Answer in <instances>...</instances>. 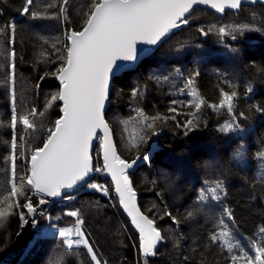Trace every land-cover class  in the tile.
<instances>
[{"label":"trees","instance_id":"obj_1","mask_svg":"<svg viewBox=\"0 0 264 264\" xmlns=\"http://www.w3.org/2000/svg\"><path fill=\"white\" fill-rule=\"evenodd\" d=\"M98 2L33 0L30 14L25 15L26 0H0V196L10 190L13 155L17 177L26 174L31 152L41 147L54 129L61 103L52 97L59 94L57 69L66 60L69 30H81ZM31 13L44 18H33ZM187 18V27L172 31L135 69L112 79L105 112L122 159L144 154L152 132L163 130L158 139L161 149L149 163L127 173L139 194L140 209L154 220L163 239L155 254L143 256L138 234L117 197L109 204L96 202L93 193L81 192L74 203L80 207L85 231L100 262L234 264L233 255L239 257L244 251L254 260L255 248L264 247V6L243 4L239 11L224 15L196 7ZM220 27L229 35L221 37ZM198 29L208 32L206 40ZM221 40L229 48L218 44ZM195 72L199 75L194 84L186 87ZM133 89L137 90L135 96ZM221 89L237 93L232 113L210 107L219 103ZM193 90L199 100L187 95ZM173 100L183 102L175 105L176 113L169 111ZM188 101L192 107L186 106ZM199 101L203 104L197 110L194 104ZM13 107L18 115H29L34 125L25 129L17 124L15 150ZM33 108L37 109L34 116L30 115ZM139 112L159 117L152 129L141 127ZM233 116L239 129L221 131L233 123ZM188 120L193 121L191 130L184 128ZM140 135L146 143L140 141ZM133 143L136 148L131 147ZM93 156L94 165H101L97 145ZM102 179L113 191L111 182ZM216 183L223 186L219 202L212 201L207 191ZM202 190L208 200L199 199ZM38 199L33 195L34 202ZM225 207L233 219L224 213ZM166 211L171 216L165 215ZM59 212L62 207L50 208L52 215ZM71 222L66 216L59 224ZM22 225L17 211L0 220V252L13 242ZM224 231L229 233L226 238L220 236ZM213 235L218 237L215 242ZM36 242L40 246L33 253ZM26 243L12 249L0 264H95L86 249L68 250L56 234L40 237L29 247ZM235 264H247V260L240 258Z\"/></svg>","mask_w":264,"mask_h":264},{"label":"snow or ice","instance_id":"obj_2","mask_svg":"<svg viewBox=\"0 0 264 264\" xmlns=\"http://www.w3.org/2000/svg\"><path fill=\"white\" fill-rule=\"evenodd\" d=\"M64 2L66 4L67 0ZM241 3L242 0H99L95 3L94 10L86 20L83 30L71 31L68 35L67 41L70 46L66 49V60L57 69V78L62 87L58 96H53L52 100L63 102L62 115L56 119L55 127L50 130L43 146L32 151L26 174L17 177L16 157L13 155L10 190L0 196V220L17 211L24 224L28 223L31 218L30 222L33 226L39 227L36 215L43 214L42 206L49 202L47 198L61 197L62 190L73 189L93 171L88 146L97 134V130L102 129L104 132V165L103 168L94 170L96 172L106 170L111 175L115 184V192L119 195V203L139 231L140 251L145 256L153 255L154 246L163 237L154 225V220L141 214L136 205V194L127 175V170L133 168L140 157L129 162L117 154L111 143L109 126L102 116L101 110L108 92L109 76L121 67L118 61L134 62L148 51L144 47L138 49V43L158 46L173 29L189 24L186 13H189L193 5H210L216 11L224 12L225 8L239 9ZM32 4L33 0H26L22 10L23 14H30ZM48 7L51 8L54 5L49 4ZM60 10L61 13L65 11L63 5ZM31 15L33 18H44L38 13H31ZM9 27L14 29V25ZM198 31L202 35H208V32L203 29H198ZM219 35L225 37L229 33L224 27H220ZM232 39L235 40L236 36L233 35ZM232 51L235 52L237 49H232ZM198 75V72L193 73L188 78L186 87H191ZM183 92L184 90L181 89L182 94ZM136 93L137 90L133 89V96ZM187 95L199 100L195 90L188 92ZM220 95L219 103L210 105V107L216 110L226 108L229 113H232L233 101L237 93L235 91L229 93L221 89ZM181 103L183 102L173 100L174 107L169 111L176 113L175 105ZM202 104L203 101L196 102L195 109L199 110ZM186 106L192 107V101H188ZM36 113L37 109L33 108L30 115L34 116ZM139 115L142 117L139 124L146 129H152L154 122L159 119V117L145 116L143 112H139ZM240 115L243 116L244 113ZM235 119L233 116V123L227 124L221 131L229 133L239 129L240 126L235 123ZM18 123L25 129L34 127L29 115H18L16 108L13 107L11 115L13 150L17 147L15 129ZM192 126V120L184 124L186 130H191ZM152 135L155 136L156 132L153 131ZM21 139L23 140V137ZM140 141L147 142L144 135H140ZM131 147L136 148V144L133 143ZM150 159L149 154L143 156L145 161H150ZM88 187L102 191L104 195L108 194L107 188L102 185L92 183ZM207 191L212 201L219 202L222 199L218 195V192H223L221 183H216L215 187L208 188ZM33 195L39 196L38 201L34 202ZM65 198L70 199V197ZM199 199L205 201L209 199V196L205 195L202 190ZM223 211L229 219H233L228 208L225 207ZM64 215L74 218L73 226L57 228L55 223L51 224V227L57 231L61 244L68 250L82 246L90 254L91 260L95 264H100L83 231L84 221L80 218V213L76 210H69ZM165 215L171 216V213L166 211ZM191 215L192 213L189 212V216ZM173 220L175 222V218ZM228 235L227 231L220 233V236L225 238ZM211 239L215 242L218 237L213 235ZM228 250L231 251V247ZM240 258L247 260V264H264V247L255 248L254 260L244 251H241L239 257L233 255L231 260L235 264Z\"/></svg>","mask_w":264,"mask_h":264},{"label":"water","instance_id":"obj_3","mask_svg":"<svg viewBox=\"0 0 264 264\" xmlns=\"http://www.w3.org/2000/svg\"><path fill=\"white\" fill-rule=\"evenodd\" d=\"M243 4H245V5H256V4H257V5H262V6H264V0H242L241 6H242ZM196 7H202V8L209 9V10L215 12V13L218 14V15H224V13H225L226 11H234V12H237V11H239L240 8H241V7H240L239 9L225 8V11H224V12H218V11H216V9H213L210 5L196 4V5H193V7H192V9H190L189 13H186V17H188ZM93 10H94V8H93ZM93 10H92V11H93ZM84 26H85V25H84ZM84 26H83V27H84ZM187 26H188V24H187V25H181L179 28H177V29H173L172 31H178V30H180L181 28H183V27H187ZM82 30H83V28H82L81 30H79V31H82ZM71 31H75V30L70 29L68 35H70ZM172 31H171V32H172ZM171 32H170V33H171ZM170 33L168 34V36L170 35ZM200 34H201V33H200ZM201 36H202V39H203V40H206V36H205V35H202V34H201ZM159 45H160V44H159ZM159 45H158V46H159ZM68 46H70V45L68 44ZM158 46L141 45V44L138 43V44H137V48H138V49H140V48H142V47L148 49V51H147L145 54L140 55V56L138 57V59H137L136 61H134V62H123V61H118V62H117L118 64L121 65V67H120V68H119L114 74H110V76H109L108 92H107V96H106V99H105V102H104V107H103V109L101 110V111H102V116H103V118H104V120H105V122H106L107 124H108V122H107V120H106V118H105V112H106L107 107H108V104H109V94H110V88H111L112 79H113L115 76H117V75H119V74H121V73H123V72H125V71L135 69V68L137 67V65H138L142 60H144L146 57H148L149 55H151V54L156 50V48H157ZM57 76H58V75H57ZM57 81H58L59 86H60V89H59V92H60L62 85H61V82L59 81L58 78H57ZM59 102L61 103V108H62V106H63V102H62V101H59ZM61 115H62V112H61ZM61 115H60V116H61ZM59 118H60V117H59ZM108 126H109V132H110V135H111V143H112L113 147H114V148L116 149V151H117V146H116V143H115V141H114L112 128L110 127L109 124H108ZM155 132H156V135L152 137V139H151V141H150V143H149V145H148V147H147L146 152H145L144 154H140V153H139V154L135 155L132 159L127 160V161L130 162V161H132L133 159H136L138 156L140 157L139 159H137V162H136V164L133 166V168L127 170V173H129V172H133V171L136 170L141 164H145V163L147 164V163H149V161H145V160H143V156H144L145 154H149V155L151 156V158H152V157L155 155V153H156L158 150L161 149V146L158 144V139H159L160 136L163 135V130H157V131H155ZM99 136H100V151H99V153H100V159H101L102 166L104 165V160H103V139H104V132H103L102 129H98V130H97V134L92 138V141L90 142V144H89V146H88V153H89L90 162H91V167L93 168V171L89 173L88 177H86L84 181L79 182L77 185H75V186L73 187V189H65V190H62V194H63V193H72V192H74V191L80 189V188H81V187H82V186H83L88 180H90L91 178L94 177V158H93V154H92V152H93V148H94V146H95V144H96L97 139H98ZM42 146H43V145H42ZM42 146H41V147H42ZM117 154H118V152H117ZM30 156H31V155H30ZM125 160H126V159H125ZM150 160H151V159H150ZM29 161H30V157H29ZM28 163H29V162H28ZM102 178H104V179H108V180L111 182L112 187H113V191H114V193H115V195H116V197H117V199H118L119 207L121 208V210L123 211V213L125 214V216L127 217V219L129 220V222H130V224H131L133 230L138 234V240H139V245H140L139 231H138V229H136L135 226L132 224V222H131V218L127 215V213L124 211L123 207L120 205V203H119V195L115 192V184H114V182H113L112 179H111V175L105 170V171L102 172ZM129 182H130V180H129ZM130 185H131L133 191H134L135 194H136V198H135V200H136V205H137V207L139 208V210H140V212H141L142 215L147 216V215H146L144 212H142V210L140 209V206H139V194H138V192L133 188L131 182H130ZM38 197H39V196H38ZM61 197H62V196H61ZM61 197L47 198V199H48V200H59ZM147 217H148V216H147ZM148 218H149V217H148ZM149 219H150V218H149ZM30 220H31V218H29V222H28V223L22 225L21 230H20L19 233L16 235L15 239L13 240V242H12L8 247H6L5 249H3V250L0 252V260H2V259H3V258H4V257H5V256H6V255L12 250V249L22 246V245H23V244H24V243H25V242L31 237V225H30L31 223H30ZM154 225H155V222H154ZM155 226H156V225H155ZM158 230H159V229H158ZM159 231H160V230H159ZM159 245H160V241H158L157 244H156V245L154 246V248H153V253H154V254H155L157 248L159 247ZM139 250H140V247H139ZM140 252H141V251H140ZM141 254H142L143 256H145L142 252H141Z\"/></svg>","mask_w":264,"mask_h":264},{"label":"rangeland","instance_id":"obj_4","mask_svg":"<svg viewBox=\"0 0 264 264\" xmlns=\"http://www.w3.org/2000/svg\"><path fill=\"white\" fill-rule=\"evenodd\" d=\"M218 44L223 45V46H226L227 48H229V44L225 40L219 41ZM176 70H177V74L179 76H184L182 74V72H180L178 69H176ZM95 145H97L99 147V151H100V136L98 137L97 142H96ZM31 154H32V152H31ZM92 154H93V152H92ZM99 156H100V153H99ZM93 158H94V156H93ZM28 162H29V160H28ZM96 168H102V163H101V165H97V166L94 165V169H96ZM97 176H100V177H97ZM101 177H102V172H95V170H94V177L93 178H91L90 180H88L80 189L76 190L75 192H72V193H69V194H64L62 196V198L64 199L65 197H69V196H71L73 194H76V197H77V195L79 193H81V192H89V191H85V190L84 191H81V190L83 188H85L86 186H88L90 183L94 182V180L104 182L105 184H107V186L109 188L108 183L106 181H104ZM109 191H110V188H109ZM94 196L96 197V194H94ZM114 196L115 195L113 194V192L110 191V200L109 201L108 200H102V201H107L109 204H112L113 203V200H114ZM60 199L57 202L48 200L49 202L46 205L42 206V208L44 209L43 214L38 213L36 215V219L38 221L39 227H33L32 226V223L30 222L31 223L30 224L31 225V237L26 241L27 242L26 243V246L27 247H29L31 244H33L35 241H37L40 237H45V236H49V235H53V234H56L57 235V231L54 230L51 227V224L55 223L57 225V228H59V227L69 226L70 224H72L75 221L74 218L70 217L72 219V222L70 224H66V225L59 224V221L62 220V219H64L66 217L64 215V213L66 211L73 210V209H78V212L80 213V207L74 203L75 200H76V198L72 202H70L69 204H65V205H61L62 200H60ZM95 201H96V199H95ZM96 202H98V201H96ZM53 205H56L57 207H62L63 208V212H59L56 215H52L50 213V208ZM49 217H51V219H49ZM53 218H59V219H57V221H54ZM80 218L83 220V218H82L81 215H80ZM83 229H84V232L86 233L85 228H84V224H83ZM86 235H87V238L90 241L91 246L93 247V244L94 243L92 242V240L90 239V237H89V235L87 233H86ZM37 237H39V238H37ZM39 246H40V244L38 242H36V244L34 246L33 253H35L37 251V249L39 248ZM80 247H82V246H80ZM93 249L95 250V248H93ZM94 253H95V251H94ZM100 264H109V263H107L106 261H102V262H100Z\"/></svg>","mask_w":264,"mask_h":264},{"label":"built area","instance_id":"obj_5","mask_svg":"<svg viewBox=\"0 0 264 264\" xmlns=\"http://www.w3.org/2000/svg\"><path fill=\"white\" fill-rule=\"evenodd\" d=\"M225 44V43H224ZM96 172V171H95ZM92 183H96V184H98V185H102L104 188H107V190H108V194L107 195H104L103 194V192L102 191H97V190H94V189H91V188H89L88 186H86L85 188H83L81 191H89V192H91V193H94V194H96V197H95V199H96V201H102V200H110V191H109V188H108V186H107V184H105L104 182H101V181H96V180H94V182H92ZM92 183H90V184H92ZM70 197V199H66V198H62L61 197V199L60 200H62V202H61V205H65V204H69L70 202H72L75 198H76V194H73V195H71V196H69ZM51 201H54V202H57L58 200H51ZM50 201V202H51ZM73 210H76V211H78V209H73ZM69 211V210H68ZM49 215V214H48ZM53 220L54 221H57V218H53ZM74 223H75V221L72 223V224H70L69 226H73L74 225ZM32 226H33V224H32ZM34 227V226H33ZM83 231H84V229H83ZM80 247V246H79Z\"/></svg>","mask_w":264,"mask_h":264}]
</instances>
